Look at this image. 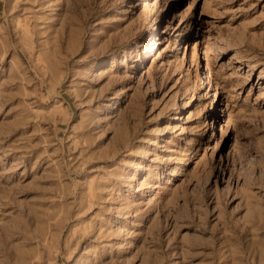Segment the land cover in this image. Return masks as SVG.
<instances>
[{"label": "rangeland", "instance_id": "obj_1", "mask_svg": "<svg viewBox=\"0 0 264 264\" xmlns=\"http://www.w3.org/2000/svg\"><path fill=\"white\" fill-rule=\"evenodd\" d=\"M0 264H264V0H0Z\"/></svg>", "mask_w": 264, "mask_h": 264}, {"label": "bare ground", "instance_id": "obj_2", "mask_svg": "<svg viewBox=\"0 0 264 264\" xmlns=\"http://www.w3.org/2000/svg\"><path fill=\"white\" fill-rule=\"evenodd\" d=\"M25 49V48H24Z\"/></svg>", "mask_w": 264, "mask_h": 264}]
</instances>
